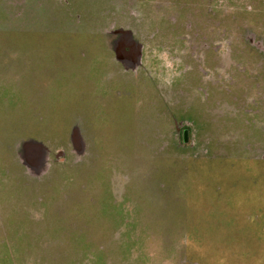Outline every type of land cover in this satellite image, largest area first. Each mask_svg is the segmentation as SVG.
Masks as SVG:
<instances>
[{
  "label": "rangeland",
  "instance_id": "rangeland-1",
  "mask_svg": "<svg viewBox=\"0 0 264 264\" xmlns=\"http://www.w3.org/2000/svg\"><path fill=\"white\" fill-rule=\"evenodd\" d=\"M0 264H264V0H0Z\"/></svg>",
  "mask_w": 264,
  "mask_h": 264
}]
</instances>
